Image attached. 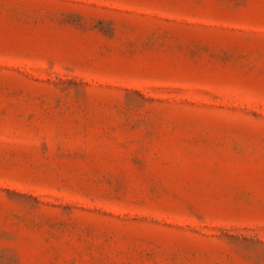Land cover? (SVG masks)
<instances>
[{
    "label": "rangeland",
    "instance_id": "obj_1",
    "mask_svg": "<svg viewBox=\"0 0 264 264\" xmlns=\"http://www.w3.org/2000/svg\"><path fill=\"white\" fill-rule=\"evenodd\" d=\"M0 264H264V0H0Z\"/></svg>",
    "mask_w": 264,
    "mask_h": 264
}]
</instances>
